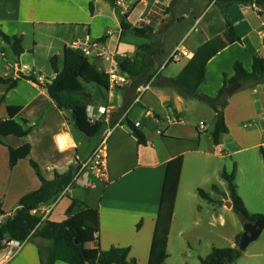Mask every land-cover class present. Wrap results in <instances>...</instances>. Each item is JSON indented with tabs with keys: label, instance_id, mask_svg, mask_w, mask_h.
<instances>
[{
	"label": "crops",
	"instance_id": "crops-1",
	"mask_svg": "<svg viewBox=\"0 0 264 264\" xmlns=\"http://www.w3.org/2000/svg\"><path fill=\"white\" fill-rule=\"evenodd\" d=\"M128 2L131 7L122 14L110 0H0V30L11 37H22L24 49L20 57L12 51L15 58L11 61L5 52L0 78L18 83L13 89L0 83V114H4L0 120L9 118V106H18L22 110L14 119L30 129L28 136H9L0 144V203L5 212L0 223L16 213L26 194L40 187L30 161L52 180L55 171L64 173L77 161L88 158L103 139L104 130L113 129L124 118L123 125L107 140V179L87 188L74 186L66 194L61 193L56 202L37 208L36 214L40 217L44 208L53 206L46 222H64L85 206L97 210L100 231L87 248H127L129 259L148 264L167 164L182 157L165 263L202 264L200 260L207 258L214 247H235L236 238L244 230L243 224L233 220L235 212L226 197L229 185L221 176L223 170L231 173L236 167L237 193L247 208L253 203L261 205L252 208L264 206V84H240V89L228 95L224 108L228 133L218 145L213 138L217 114L200 98L216 97L225 77L234 76L237 62L251 71L254 57L264 58V15L244 10L241 4L228 6L225 0ZM124 20L131 27L149 30L151 38H141L133 30L123 33ZM227 22L241 42L213 54L211 40L223 37ZM77 41H89L91 48L101 43L114 49L118 66L141 47H153L147 53L150 69L140 80L120 73L128 78L124 86L100 90L91 85L89 107L96 111L105 108L110 114L105 129L94 138L78 131L71 122V113L58 108L46 91V85L55 77L51 59L63 56L66 49L76 50L72 43ZM180 45L190 56L169 63ZM195 54L207 57L205 82L198 94L186 97L173 81ZM88 58L99 72L107 73L113 65L107 58ZM23 66L41 75L43 82L30 80L28 74L14 79L17 67ZM201 122L204 129L200 128ZM135 123L147 137L144 145L125 128L128 125L134 130ZM59 137H64L65 147L58 145ZM25 144L31 147L30 156L10 168L8 147L18 149ZM214 186L219 192L212 191ZM199 190L220 203L205 200ZM49 246L50 242L34 237L8 264H41L39 250H48ZM262 258L264 245L252 252L247 250L240 260L262 264Z\"/></svg>",
	"mask_w": 264,
	"mask_h": 264
},
{
	"label": "trees",
	"instance_id": "trees-1",
	"mask_svg": "<svg viewBox=\"0 0 264 264\" xmlns=\"http://www.w3.org/2000/svg\"><path fill=\"white\" fill-rule=\"evenodd\" d=\"M110 1L114 3V0ZM252 3L258 4L264 10V0H225V4L228 6L233 4L248 5ZM125 21L121 25L123 33L133 30L141 38H151L149 30L131 27ZM0 39L12 49L16 56L20 57L24 53L22 37H11L0 30ZM239 42H241V38L236 35L231 23L227 22L223 37L212 39L210 48L213 50V54H215L230 44ZM152 49L153 47L150 45L141 47L132 58H125L119 62V71L128 75L131 79L137 78V80H140L150 69L147 53L152 51ZM50 63L55 77L46 85L49 97L56 103L58 108L71 113V122L78 131L91 138L99 136L105 129L106 123L104 120L92 123L89 118L88 103L92 101V95L89 93L88 85L97 86L100 90H110L109 75L99 72L90 62V59L85 57L79 50L66 49L63 56H54ZM206 65L207 57L203 58L199 54H195L186 69L183 70V73L174 79L173 82L182 92V95L192 97L198 94V88L205 82ZM29 79L39 82L35 76L29 77ZM0 83L8 85V89H13L17 86L18 81L0 78ZM248 83L255 85L264 84V58L254 57L251 71H248L242 63L237 62L234 76L231 78L225 77L224 85L216 97L199 96L217 114L213 131L215 144L218 145L222 136L228 133L224 108L227 106L230 88L236 84L246 85ZM4 98H2V101ZM21 110V107L9 106V118L7 120H0V144H4L2 139L6 137L16 136L17 138H24L30 133V129H25L14 119V116L17 113L19 114ZM133 128V133L138 139V143L140 145L146 144V135L137 130L136 127ZM8 148L10 153V168L17 165L19 161L27 159L31 153V147L28 144L18 149ZM79 162L77 161L76 165L70 166L64 173L55 171L54 178L48 180L41 173L38 164L30 161L31 166L37 171L41 184L38 189L26 194L21 199L20 207L15 214L7 217L1 223L0 253L4 249L6 242L11 239L14 241H25L29 238V242L34 237H37L50 242L48 250H39L41 264H57V262L65 264H136L135 261L129 259L130 251L127 248H113L109 251L99 249L89 250L87 248V245L94 241L95 234L100 231L99 213L97 210L89 207L85 206L84 209H81L64 222L47 221L38 228L41 218L36 213H33V211L42 205L57 201L61 193L72 183ZM182 165V157L167 164L160 212H158L148 264H166L165 260L168 258L167 241L171 228L172 214L175 209L176 194L180 184ZM221 176L229 185L226 197L233 204V210L240 217L244 226L250 223L253 224L257 220H264V216L252 215L244 200L237 193L236 167L233 168L231 173L223 170ZM212 191L219 192V188L214 186ZM199 194L211 203H220V201L210 198L209 194L205 193L204 190H199ZM2 206V203H0V216L5 214ZM241 236L242 234L236 238L235 247H214L207 258L200 260L201 263H236L244 254V252L238 249Z\"/></svg>",
	"mask_w": 264,
	"mask_h": 264
},
{
	"label": "built area",
	"instance_id": "built-area-1",
	"mask_svg": "<svg viewBox=\"0 0 264 264\" xmlns=\"http://www.w3.org/2000/svg\"><path fill=\"white\" fill-rule=\"evenodd\" d=\"M114 6L117 10H120L122 14L129 11L131 5L128 2V0H114ZM242 8L244 10L250 9L256 13H258L259 16L261 14L264 15V10L258 6L256 3L243 5ZM89 41H77L75 43H72V47L76 50H79L83 53L85 57H89L90 55H95L97 57L101 58H107L109 60H112L113 65L112 67L107 71V74L109 75L110 79V85L115 88L117 86H124L128 83V78L122 74L119 71V66L117 65L114 57L116 55V51L114 49L109 48L108 46H105V44L96 43L91 46L88 44ZM94 52H97L94 54ZM190 54L186 51V49L183 48V45L177 46L176 49L171 54L168 62H178L183 57L188 58ZM1 59H6V54L4 49L0 45V61ZM25 74H28L27 77L35 76L39 81L43 82V78L41 75L34 73V71H31L28 69V67H17L16 72L14 73V79H21L25 76ZM89 110V118L92 123H96L99 120H104L105 123L108 122V110L105 108L100 109L99 111H96V108L88 107ZM124 118L118 121V123L114 126V128H107L103 132V139L100 140L99 145L93 150V152L89 155L88 158L81 160L78 163L77 171L74 174L72 183L68 185V187L65 189V191L62 193V195L66 194L72 187L74 186H80V187H91L94 186L95 181H105L107 179V162H108V156H107V140L111 136V134L114 132L116 128H119L123 125ZM178 121L177 119L174 121ZM136 128L140 126L139 123H135ZM200 128L204 129L205 124L204 122L200 123ZM58 145L60 147L66 146V141L64 137H59ZM53 206H48L47 208H44L40 218L41 223L39 224L38 228L42 226L43 223L46 222L48 215L51 213ZM37 209L33 211V213H36ZM1 225V223H0ZM29 239V238H28ZM28 239L25 241H14L13 239L6 242L4 249L0 253V264H8L11 260H14L18 254L22 252L25 245L28 243Z\"/></svg>",
	"mask_w": 264,
	"mask_h": 264
},
{
	"label": "water",
	"instance_id": "water-1",
	"mask_svg": "<svg viewBox=\"0 0 264 264\" xmlns=\"http://www.w3.org/2000/svg\"><path fill=\"white\" fill-rule=\"evenodd\" d=\"M241 85L236 84L230 88L229 94L235 93L238 89H240ZM125 128L129 131H133V129L125 125ZM232 204V203H231ZM264 234V220H257L253 224H249L244 226V230L242 232V236L238 243V249L242 252H246L253 243L257 242L259 238Z\"/></svg>",
	"mask_w": 264,
	"mask_h": 264
},
{
	"label": "rangeland",
	"instance_id": "rangeland-1",
	"mask_svg": "<svg viewBox=\"0 0 264 264\" xmlns=\"http://www.w3.org/2000/svg\"><path fill=\"white\" fill-rule=\"evenodd\" d=\"M0 41H1V39H0ZM1 43V42H0ZM1 46H2V48L5 50V52H7L6 54L8 55V57H7V60L8 61H11V60H14V55H13V53H12V50L11 49H9L7 46H4L3 44H0ZM4 64H5V62H4V60L3 59H1V63H0V70L4 67ZM44 75L45 76H47V75H49V73H47V72H44ZM0 88H1V86H0ZM91 85H88V90H89V93L91 94ZM11 99H9L8 101H10ZM13 100V99H12ZM2 115H4V114H2ZM1 114H0V117L2 116ZM254 204H260V203H253V205H251L250 204V208H248V210L251 212V214H253V215H261V216H264V206H257V207H254V208H252L253 206H254ZM261 205V204H260ZM233 216V220H235V221H239L241 224H243L242 223V220L240 219V217L239 216H237V215H235V213L232 215ZM242 226H244V224L242 225ZM262 245H264V234L262 235V237L261 238H259V240L257 241V242H255V243H253L251 246H249V248H248V250L250 251V252H252L253 251V249H255V247H259V246H262ZM245 260L246 259H242V260H238L235 264H244V262H245ZM262 262V264H264V258H262V259H260Z\"/></svg>",
	"mask_w": 264,
	"mask_h": 264
}]
</instances>
